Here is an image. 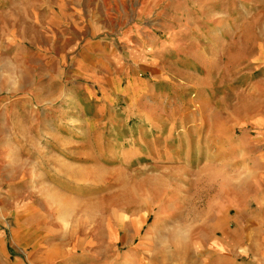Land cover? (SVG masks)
<instances>
[{
    "label": "rangeland",
    "instance_id": "rangeland-1",
    "mask_svg": "<svg viewBox=\"0 0 264 264\" xmlns=\"http://www.w3.org/2000/svg\"><path fill=\"white\" fill-rule=\"evenodd\" d=\"M1 127L0 264H264V173L148 151L264 155V0H0Z\"/></svg>",
    "mask_w": 264,
    "mask_h": 264
},
{
    "label": "crops",
    "instance_id": "crops-1",
    "mask_svg": "<svg viewBox=\"0 0 264 264\" xmlns=\"http://www.w3.org/2000/svg\"><path fill=\"white\" fill-rule=\"evenodd\" d=\"M67 19L74 21L73 17H68ZM86 30V33H90L93 38L101 32L98 27ZM10 33L13 35V32ZM105 48L102 42L98 43V47H94V54L100 53L101 49L105 50ZM94 59L97 60V57H94ZM96 66L97 64L95 63L91 68L95 69ZM92 73L95 72L93 71ZM9 133L8 127L0 128V135H8ZM195 134L196 131L193 132V135ZM181 136H184V134H181ZM245 138L243 135L236 138L230 132L225 134L220 131L214 133L212 129H208L207 131L203 129L202 131L200 130L199 139L196 140L197 145L193 144L191 146L189 143H183V140L179 143L181 141L179 138L180 141L178 144H175L173 154L167 155L168 149L165 148L163 151L166 154L163 155L162 151L157 156L151 154L153 152L152 148L154 149L153 146L151 149H147L150 153L149 157L151 156L157 163L166 164L167 168L182 169L187 173L201 170L205 172V169L211 170L210 175H206L204 179H260L259 173H264V155L261 151L256 152L255 150H251V147H247L245 145ZM0 150L3 151L5 148H0ZM184 174L175 179H188ZM169 179H173V177ZM224 198L229 199L226 201L229 207L234 206V203L230 202L231 196ZM130 260L131 262L128 264H151L153 257L143 258L141 256H134ZM160 260L162 259L160 258Z\"/></svg>",
    "mask_w": 264,
    "mask_h": 264
},
{
    "label": "bare ground",
    "instance_id": "bare-ground-1",
    "mask_svg": "<svg viewBox=\"0 0 264 264\" xmlns=\"http://www.w3.org/2000/svg\"><path fill=\"white\" fill-rule=\"evenodd\" d=\"M8 70V69H7ZM64 164V163H63ZM69 166V165H68ZM67 167V166H66ZM71 166H69L68 168H70ZM73 168V167H71ZM77 168V167H76ZM69 170V169H68ZM72 171V170H71ZM169 171H171V173L169 174V178L173 177V179L179 177L180 175L184 174V173H187L186 171H183L182 169H171L169 168ZM176 171V172H175ZM207 172V171H206ZM151 178H154V179H158L156 175H153ZM210 180V179H209Z\"/></svg>",
    "mask_w": 264,
    "mask_h": 264
}]
</instances>
